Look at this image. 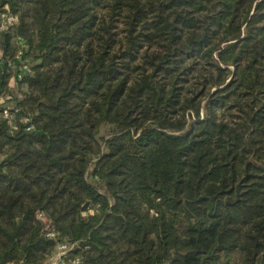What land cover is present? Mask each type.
<instances>
[{
  "label": "trees",
  "instance_id": "trees-1",
  "mask_svg": "<svg viewBox=\"0 0 264 264\" xmlns=\"http://www.w3.org/2000/svg\"><path fill=\"white\" fill-rule=\"evenodd\" d=\"M4 14L0 264L60 246L80 264H264V0H0ZM18 39L21 96L2 64Z\"/></svg>",
  "mask_w": 264,
  "mask_h": 264
},
{
  "label": "built area",
  "instance_id": "built-area-1",
  "mask_svg": "<svg viewBox=\"0 0 264 264\" xmlns=\"http://www.w3.org/2000/svg\"><path fill=\"white\" fill-rule=\"evenodd\" d=\"M17 23V17L4 14L1 18L0 23V31H7L11 27H13ZM17 44L20 47V51L15 55L13 60L4 61L2 64L6 69V72L9 74L8 84L11 86V83L19 82L24 77L29 76L31 74L30 66L25 63L22 59L23 53L22 50L25 48L24 42L21 39H18ZM16 110L12 105H7L2 108L1 116L5 119L9 124L14 122ZM27 130H32L31 127L27 128ZM52 236V234L50 235ZM72 249V247L60 246L58 247V253L53 257V264H80V258H73L71 260H67V253Z\"/></svg>",
  "mask_w": 264,
  "mask_h": 264
},
{
  "label": "rangeland",
  "instance_id": "rangeland-1",
  "mask_svg": "<svg viewBox=\"0 0 264 264\" xmlns=\"http://www.w3.org/2000/svg\"><path fill=\"white\" fill-rule=\"evenodd\" d=\"M11 85L14 88L13 91H15V93H17V96H21V94L25 91V87L18 88V87L15 86V83H11ZM107 130H108L107 127L102 128L101 131H100V135L101 136H105L107 134ZM57 253H58V248H57V250L55 251V253L51 257L53 258Z\"/></svg>",
  "mask_w": 264,
  "mask_h": 264
},
{
  "label": "crops",
  "instance_id": "crops-1",
  "mask_svg": "<svg viewBox=\"0 0 264 264\" xmlns=\"http://www.w3.org/2000/svg\"><path fill=\"white\" fill-rule=\"evenodd\" d=\"M54 263V258H49V260L45 264H53Z\"/></svg>",
  "mask_w": 264,
  "mask_h": 264
}]
</instances>
